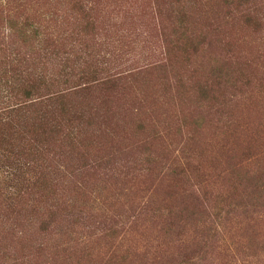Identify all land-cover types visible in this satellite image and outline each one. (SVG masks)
<instances>
[{"label":"rangeland","instance_id":"obj_1","mask_svg":"<svg viewBox=\"0 0 264 264\" xmlns=\"http://www.w3.org/2000/svg\"><path fill=\"white\" fill-rule=\"evenodd\" d=\"M0 264H264V0H0Z\"/></svg>","mask_w":264,"mask_h":264}]
</instances>
